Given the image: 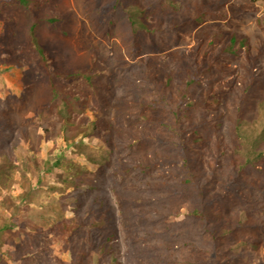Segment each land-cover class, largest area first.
Listing matches in <instances>:
<instances>
[{"label":"rangeland","instance_id":"374dc122","mask_svg":"<svg viewBox=\"0 0 264 264\" xmlns=\"http://www.w3.org/2000/svg\"><path fill=\"white\" fill-rule=\"evenodd\" d=\"M171 1L170 7L164 5ZM49 3L69 14L68 20L60 25L41 22L37 29L39 42L52 53L56 63L71 68L88 64L97 56L110 69L104 79L110 80L112 87L108 92L101 91L99 99L90 100L96 111L95 118L100 123L104 119L110 132L105 137L108 143L103 150L91 145L98 143L97 133L78 134L71 143L64 141L60 121L53 120L45 108L50 89L38 77L40 66L27 43L31 16L10 0H0V169L9 172L12 167L15 178L21 181L25 178L23 191L31 193L32 199L29 207H20L16 204L21 201L16 198L20 190L1 177L0 184L4 185L1 197L11 199L9 211L15 213L18 207L15 216L19 217L14 221L26 231L16 232L19 234L12 235L8 242L24 254L26 260L21 264H46L43 254L35 260L36 251L41 231L47 229L48 222L57 213L65 218L76 214L86 222L90 218L99 221L102 217L100 226L91 227L90 231L97 235L99 242L114 235L111 245L120 264H252L260 251L261 262H264V193L244 205L231 196L227 198L223 189L220 190L217 193L219 204L225 209L228 224L221 225V219L220 224L210 225L213 232L206 231L201 223L188 217L186 209L199 206V202L191 199L181 202L172 193L179 182L176 167L161 162L166 154L159 153L158 144L137 140L146 133H155L136 102V79L144 75V66L133 51L128 17V11L136 7L161 18L163 24L153 36L152 61L160 62L164 55L172 52L159 63L160 73H163L176 69L181 61L178 50L188 53L200 36H203L202 49L208 43V35L231 34L246 41L251 55L257 54L264 45V31L259 26L264 18V0H45V4ZM195 3L224 14L221 19L215 17L216 13L210 14L199 26L195 20L182 24L184 19L195 17ZM243 3L248 9L240 13L237 6ZM43 11L47 17L52 15ZM173 17L179 18L176 22L182 25L181 30L191 33V42L177 39L168 30L174 23ZM141 48L148 50L151 45L141 44ZM239 62L246 63L243 56L230 65L239 70ZM146 91V88L140 91L139 96H147ZM87 115L95 119L92 114ZM99 126L103 128L104 123ZM76 129L68 128L67 135H73ZM79 140L86 146H81L75 156L78 148L75 144ZM85 152L91 155L93 162H88ZM62 156L84 166L90 172V180L81 181L80 188L61 189L54 182L56 169L51 166ZM139 163H156L157 166L146 171ZM127 167L132 170L127 171ZM50 192L55 212L40 206L42 197ZM213 203H210L212 207ZM254 204H260L261 211L250 210ZM22 219L31 221L38 229L24 224ZM123 223L127 224V229ZM88 231L84 230L78 240L88 242ZM69 258L66 254L62 260L68 262ZM1 259L0 264H13Z\"/></svg>","mask_w":264,"mask_h":264},{"label":"trees","instance_id":"16d2710c","mask_svg":"<svg viewBox=\"0 0 264 264\" xmlns=\"http://www.w3.org/2000/svg\"><path fill=\"white\" fill-rule=\"evenodd\" d=\"M10 1L24 8L31 16L27 28V43L36 54L34 60L40 66L38 77L50 89V98L45 108L50 111L53 120L60 121L64 141L71 143L78 134L87 136L97 133L98 143L91 145L96 150H103L108 143L105 137L110 131L104 119L100 123L95 118L96 111L90 100L99 99L101 91L108 92L112 87L110 80L104 79L110 74L109 67L97 56H93L88 64L71 68L57 64L52 53L39 42L37 29L41 22L60 25L68 20L69 14L61 12L55 5L45 4V0ZM170 4H173L172 1L164 5L170 7ZM237 8L243 13L248 5L243 3ZM44 9L52 15L47 17ZM194 11L195 17L191 20L184 19L181 23L195 20L199 26L203 18L210 14L216 13L215 17L219 19L224 14L199 3H195ZM128 13L133 51L137 54L139 63L144 66V75L136 79V102L143 118L151 124L149 127L155 133H146L137 137V140L145 139L146 142L159 145V153L166 154L161 162L174 165L178 171V187L172 191L173 195L181 202L190 199L199 202L197 207H186L188 217L201 223L206 231L213 232L210 229L212 223L216 226L222 219L221 225L228 224L225 209L219 204L217 193L220 190L223 189L227 198L231 196L244 205L254 202L253 197L257 194L264 193V51L261 49L264 45L257 54L251 55L244 39L231 34L224 37L213 34L208 35V43L202 49L203 36H200L199 42L192 44L188 53L181 51V54L178 50L181 61L179 60L176 69L160 73L159 63L162 60L164 62L172 53L164 55L160 62L152 61L155 50L153 36L163 24L161 18L136 7ZM173 19L174 23L171 21L168 30L177 39L185 38L187 42H191V33L180 29L182 25L178 26L176 22L179 18ZM259 26L264 31V18ZM145 43L151 45V48L143 50L141 44ZM241 56L246 63L239 62V70H236L230 64ZM145 88L148 95L139 96V92ZM105 99L104 97L103 101ZM87 113L92 114L95 119H91ZM103 123L104 127L101 128L99 125ZM73 126L77 128V132L67 135V129ZM83 144L82 140L75 144L78 146L75 156L81 146H86ZM84 155L89 163L93 162L90 154L85 152ZM139 166L147 171L157 165L139 163ZM53 167L56 169L54 182L63 190L80 188L81 181L90 180V172L68 157H59L51 166ZM128 170H132V167H127ZM13 173L12 167L9 172L0 169V183L1 177H4L7 183L14 184L16 190H20L16 198H21L23 202L16 204L27 208L32 203L31 193L23 191L22 181L25 178L18 180ZM3 189L4 185L0 184V261L3 257L9 263L21 264L26 260L24 254L16 246L8 245V242L12 235L19 234L16 232L26 231L24 226L14 221L19 217L15 216L19 209L16 207L15 213L9 211L12 201L8 197H1ZM51 196V192L46 193L42 197L43 205L40 206L49 207L55 212L54 198ZM211 202H214L213 207ZM260 208V204H254L250 210L261 211ZM62 215L57 213L48 222L47 229L41 231L42 240L40 239V246L36 251V261L39 260V254H43L46 264H120L118 254L111 245L114 235L108 236L105 242H99L96 240L97 235L90 231L91 227L100 226L102 217H99V221L90 218L86 222L76 214L70 218ZM22 222L38 229L27 219H22ZM123 224L127 229V224ZM84 230L90 231L86 243L78 240ZM66 254L70 257L68 262L62 260ZM262 258L260 251L252 264H264L261 262Z\"/></svg>","mask_w":264,"mask_h":264}]
</instances>
